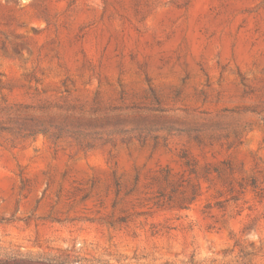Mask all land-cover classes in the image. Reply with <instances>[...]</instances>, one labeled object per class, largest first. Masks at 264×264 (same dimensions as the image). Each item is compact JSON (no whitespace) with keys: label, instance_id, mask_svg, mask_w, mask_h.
Returning a JSON list of instances; mask_svg holds the SVG:
<instances>
[{"label":"rangeland","instance_id":"374dc122","mask_svg":"<svg viewBox=\"0 0 264 264\" xmlns=\"http://www.w3.org/2000/svg\"><path fill=\"white\" fill-rule=\"evenodd\" d=\"M0 264H264V0H0Z\"/></svg>","mask_w":264,"mask_h":264}]
</instances>
